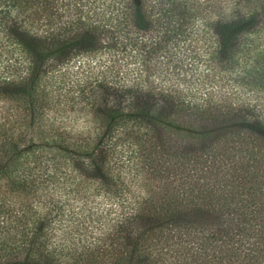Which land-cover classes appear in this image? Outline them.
Here are the masks:
<instances>
[{
	"label": "trees",
	"instance_id": "obj_1",
	"mask_svg": "<svg viewBox=\"0 0 264 264\" xmlns=\"http://www.w3.org/2000/svg\"><path fill=\"white\" fill-rule=\"evenodd\" d=\"M222 1L0 0V264H264V0ZM72 87L93 137L41 122Z\"/></svg>",
	"mask_w": 264,
	"mask_h": 264
},
{
	"label": "rangeland",
	"instance_id": "obj_2",
	"mask_svg": "<svg viewBox=\"0 0 264 264\" xmlns=\"http://www.w3.org/2000/svg\"><path fill=\"white\" fill-rule=\"evenodd\" d=\"M254 2H255V0H250V2H248L247 0H223L221 3L223 7H220L221 10L219 9L218 11L221 12V14L224 15L226 18L242 16L243 14H249L251 11L258 8L259 4H254ZM215 17H216V15H215ZM74 70H73V73H75L76 71L78 73L77 68H74ZM81 72L82 71H80L79 73L81 74ZM204 72L202 73V76H201L203 78H205L204 75H207V73H204ZM209 73H210V75L207 78V80H208L207 85L213 86L216 84V82L213 81L214 77L212 76L214 73L212 71H210ZM71 78L72 79H70L71 81H69V82H71L72 84H74V86H76V85H78V83L81 80L84 79V76L82 78L80 77V79L77 81H75L73 76H71ZM131 78L126 79V82H131ZM203 82H205V80H202L201 83L196 82V83H198L197 87L203 86L204 85ZM219 86H220L219 84H216V88H219ZM192 87L193 86H191V88ZM76 89L77 88L72 87L67 92L64 89L60 90V91L58 90L59 93L65 94V95H63L65 99L62 98V100L61 99L60 100L62 101L61 108L66 109V111L63 113V115L61 117L58 110H52V111L47 110L45 113V117L42 119L41 122H47V123L55 122V124L58 125L61 120H63V122H64V120H66L65 122H66L67 126H70V127L72 126V129H73L72 132H76V134L80 133V134L84 135L85 138L93 137L95 135V132H96L95 131L96 123H95L94 118L91 117V115L88 112L86 113L83 110H79L77 105L72 107L69 103L70 101H68L70 96L76 95ZM2 105H4V104L2 102H0V106H2ZM10 109L13 111L12 112L13 115L18 113L15 106H14V108H10ZM0 114H1V112H0ZM13 117H11V118H13ZM4 122H6V118L5 117L0 118V124H2ZM8 125H10V121L7 122V126ZM56 125H54V126H56ZM4 128H6V125H5V127H1L0 130H5ZM2 132H5V131H2ZM33 133L36 136H39L37 131H33V132H32V130L29 131V134L31 136H33ZM56 194H57V192H56ZM72 197H73L72 195L69 196V194L67 195V194L63 193L62 198H66L68 201V203L65 205V207L69 206V208H73L75 211H78L80 213H86V211H84L82 209L84 199L76 200V199H73ZM22 200H23V198H21L20 196H16V198H14V202H13V206H14L13 212L19 216H22V214H23L22 210L17 213V211L21 209V206L24 205ZM57 213H60V212H55V213H52L51 215H56ZM24 225H26V226H24ZM28 225H30V226H28ZM35 225H36L35 223L28 221V223H24L23 225H19L17 232H18V234H22L23 231L26 232L29 227H31V229L33 230ZM56 229H57V227H56ZM57 231H58V229H57Z\"/></svg>",
	"mask_w": 264,
	"mask_h": 264
}]
</instances>
